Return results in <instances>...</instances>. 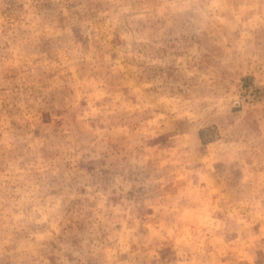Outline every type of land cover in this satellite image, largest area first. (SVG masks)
<instances>
[{"label": "rangeland", "instance_id": "1", "mask_svg": "<svg viewBox=\"0 0 264 264\" xmlns=\"http://www.w3.org/2000/svg\"><path fill=\"white\" fill-rule=\"evenodd\" d=\"M0 264H264V0H0Z\"/></svg>", "mask_w": 264, "mask_h": 264}]
</instances>
